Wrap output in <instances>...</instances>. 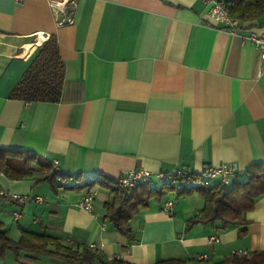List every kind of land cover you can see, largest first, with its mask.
<instances>
[{"label": "crops", "instance_id": "crops-1", "mask_svg": "<svg viewBox=\"0 0 264 264\" xmlns=\"http://www.w3.org/2000/svg\"><path fill=\"white\" fill-rule=\"evenodd\" d=\"M65 1L0 0V148L78 176L65 186L43 180L44 173L19 181L0 175L1 192L26 199L23 206L0 200L5 237L47 236L65 248H90L103 262L127 264H218L238 252H264V194L244 214V226L187 229L204 198L152 180L149 188H165L162 197L129 221L127 237L104 219L109 191L85 187L90 176L116 183L134 170L197 175L222 163L236 165L231 185L245 181L252 166H264V64L241 39L247 31L264 34V17L240 23L232 35L208 20L203 0H71L74 24L58 27L51 3ZM50 37L64 65L59 102L10 98ZM87 193L91 212L78 207ZM167 201L170 215L162 212ZM0 264L68 263L7 251Z\"/></svg>", "mask_w": 264, "mask_h": 264}, {"label": "trees", "instance_id": "trees-1", "mask_svg": "<svg viewBox=\"0 0 264 264\" xmlns=\"http://www.w3.org/2000/svg\"><path fill=\"white\" fill-rule=\"evenodd\" d=\"M224 2L227 5L229 16L240 23L264 17V0H225ZM63 82L64 65L60 59L57 42L54 37H50L37 52L20 81L11 90L10 98L26 103H57L61 97ZM35 173H44L43 180L50 183L60 182L62 179L71 183L78 177L61 175L53 170L52 165L28 152L0 148V175L19 181L33 177ZM95 185L106 188L111 196L110 202L104 206V219L114 227L116 232L127 237H129L127 230L129 221L137 215L140 209L147 208L150 199L154 198L159 201L165 189L156 191L149 188V183H146L127 191L105 178H99L97 183L88 182L85 187L92 188ZM163 186H169L174 190L170 182H164ZM52 188L55 189L54 186ZM193 192L201 195L205 204L200 216L187 222V229L198 224L214 225L216 222L221 224L223 230L230 226H244V214L253 208L254 200L264 194V166L254 165L249 168L243 182L235 181L229 186L198 185L194 189L186 188L179 194L190 195ZM0 200L11 201L23 206L7 196H0ZM50 246L54 251H48ZM7 251H11L16 256L22 252L46 256L55 255L68 264H127L116 259L103 262L100 256L90 248L83 247L75 250L65 248L55 239L47 236L22 232L19 241L12 242L5 237L0 224V256ZM156 264L182 263L165 261ZM218 264H264V252L251 254L249 257L234 255Z\"/></svg>", "mask_w": 264, "mask_h": 264}, {"label": "built area", "instance_id": "built-area-1", "mask_svg": "<svg viewBox=\"0 0 264 264\" xmlns=\"http://www.w3.org/2000/svg\"><path fill=\"white\" fill-rule=\"evenodd\" d=\"M207 8L206 15L208 20L220 25L230 34H238L241 29L240 22L231 18L228 14L227 5L224 1L219 0H203ZM51 6L54 10V17L58 27L70 26L74 24V9L76 4L74 1L67 0L65 2H52ZM242 42H248L254 46L257 58L264 64V34H258L252 31H247L245 35H241ZM53 170L59 172L57 163L53 164ZM237 175L236 165L233 163H222L217 166H205L197 175L189 174L181 169H176L167 173H158L152 175L147 171L134 170L130 171L118 178L116 183L124 190L131 191L136 186L150 183L153 179L159 182H170L174 190L178 193L187 188V182H196L199 185L210 187L213 184L220 186H228ZM195 178V180H194ZM89 182L97 183L99 177L90 176L87 178ZM62 185H69L65 179L60 180ZM0 196H6L0 191ZM8 197V196H7ZM11 198V197H10ZM19 204H25L26 199L23 197H12ZM78 207L84 211L91 212L93 208V195L87 193L78 201ZM173 208V202L167 201L162 207V212L170 215ZM18 216V215H15ZM215 240L214 237L208 239V243ZM238 256H245L238 252ZM249 257V256H245Z\"/></svg>", "mask_w": 264, "mask_h": 264}, {"label": "rangeland", "instance_id": "rangeland-1", "mask_svg": "<svg viewBox=\"0 0 264 264\" xmlns=\"http://www.w3.org/2000/svg\"><path fill=\"white\" fill-rule=\"evenodd\" d=\"M153 180H155V179H153Z\"/></svg>", "mask_w": 264, "mask_h": 264}]
</instances>
